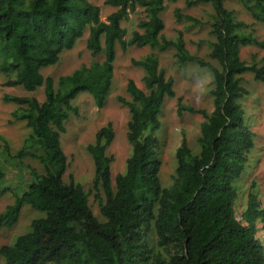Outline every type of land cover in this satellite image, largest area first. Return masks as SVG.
I'll return each mask as SVG.
<instances>
[{
	"label": "trees",
	"instance_id": "16d2710c",
	"mask_svg": "<svg viewBox=\"0 0 264 264\" xmlns=\"http://www.w3.org/2000/svg\"><path fill=\"white\" fill-rule=\"evenodd\" d=\"M177 0H104L116 11L105 21L99 7L88 0H0V74L5 85L26 91L43 87L42 103L34 98L5 96L16 105L14 121L25 122L30 135L18 157L30 156L42 166L13 205L0 214V230L12 229L27 205L43 216L12 245L0 247L4 264H264V247L256 237L257 222L264 225V210L251 188L242 221L235 216V182L245 173L255 146V133L246 119L241 100L248 94L242 76L250 73L264 83V64L248 65L242 48L264 49L249 25L224 7V0H187V6L211 5L214 42L209 58L217 67L190 55L181 33L174 41L163 36L161 18L166 2ZM255 23L264 25V0H237ZM136 8L145 20L130 39L121 23ZM177 21L198 20L175 10ZM87 31L86 48L102 62L82 66L57 81L44 78L41 69L53 66ZM147 47L152 52L133 65L143 71L144 90L129 80L130 101L119 99L129 111L126 138L131 154L125 174L111 181L113 157L107 154L114 140L111 125L99 129L87 147L94 164L93 190L103 222L93 215L88 194L72 178L66 183L67 157L60 145L65 122L74 111L71 102L88 93L101 109L111 91L115 46ZM175 51L176 63H195L213 78L212 111L178 103L177 113L203 118L194 154L185 138L175 152L172 185L159 180L160 142L154 135L165 98L175 97L174 82L159 66L158 54ZM0 140L7 146L6 141ZM253 187V185L251 186ZM102 193L103 197L99 193ZM99 194V195H98ZM264 228V226H263Z\"/></svg>",
	"mask_w": 264,
	"mask_h": 264
},
{
	"label": "rangeland",
	"instance_id": "374dc122",
	"mask_svg": "<svg viewBox=\"0 0 264 264\" xmlns=\"http://www.w3.org/2000/svg\"><path fill=\"white\" fill-rule=\"evenodd\" d=\"M92 5L99 7L100 19L116 11L104 3V0H88ZM187 0L166 2L165 10L161 14L164 23L163 36L167 40L174 41L178 34L184 40L185 47L193 57L217 67V63L209 58L210 45L214 42L211 35L210 24L213 10L211 5L198 4L187 6ZM224 7L232 11L237 19L249 25L246 33H252L260 42H264V25L255 23L247 11L237 0H224ZM181 15L191 16L199 23H190L184 20L177 21L175 10ZM145 20L142 9L136 8L121 23L126 31L125 40L130 39L134 31H138L137 24ZM87 31L75 46L61 54L57 64L41 69L44 78H51L57 89V81L62 76L70 75L82 66H89L92 62H102L104 53L93 57L86 48ZM152 51L147 48L129 47L122 51L118 44L115 46V60L113 62V78L111 91L103 108L95 106L93 98L88 93H79L71 105L74 109L65 122V131L60 135V145L67 157L68 168L64 174L67 183L70 178L82 186L88 194V203L93 215L100 222L104 219L99 212V203L96 192L92 187L94 176V164L87 147L95 140L96 132L111 125L114 140L107 150V154L113 157L111 164V181L114 185L116 175L125 174L126 160L131 154V147L127 142V124L129 111L119 102V99L130 101L126 91V85L132 80L136 86L144 90L142 78L143 71L133 65V61H140ZM159 66L163 69L167 78L174 82L175 97L165 98L162 112L159 117L160 127L154 135L160 142V172L159 180L163 188L172 185V177L176 168L175 152L183 138L186 139L191 151L196 154L199 151L196 139L199 135L201 123L204 121L200 115L183 112L178 115V103L199 110L212 111V98L210 91L213 89V78L206 68H200L195 63H188L183 67L176 63L175 51L169 49L158 54ZM241 60L248 64L260 66L264 64V49L249 46L242 48ZM8 80L0 74V136L6 141L7 146L0 140V214L14 204V196H20L27 190L28 185L34 181L32 170L37 174H43L41 164L34 158L27 156L19 158L17 155L23 148L25 139L31 131L25 122H16L12 113L17 109L16 105L4 101L5 96L34 98L42 103L45 99L43 87L35 91H26L19 86L5 85ZM242 86L247 91L245 98L241 100L246 119L251 130L255 133V146L251 152V162L245 173L235 182L237 198L235 202V216L242 221V214L247 203V194L252 188L257 195L259 206L264 210V83L256 81L252 74L242 76ZM253 185V187H251ZM103 197L102 193H99ZM98 194V195H99ZM42 217L39 211L25 205L21 208L16 225L9 230H0V247L12 245L15 240L30 231L31 222ZM263 223L257 222V234L264 247ZM0 264H4V258L0 256Z\"/></svg>",
	"mask_w": 264,
	"mask_h": 264
}]
</instances>
